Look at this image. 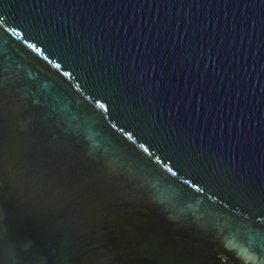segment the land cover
Segmentation results:
<instances>
[{
	"label": "water",
	"instance_id": "1",
	"mask_svg": "<svg viewBox=\"0 0 264 264\" xmlns=\"http://www.w3.org/2000/svg\"><path fill=\"white\" fill-rule=\"evenodd\" d=\"M0 264H264V0H0Z\"/></svg>",
	"mask_w": 264,
	"mask_h": 264
}]
</instances>
